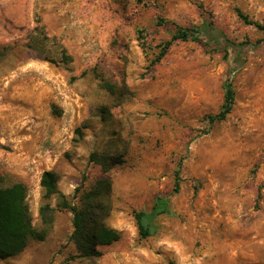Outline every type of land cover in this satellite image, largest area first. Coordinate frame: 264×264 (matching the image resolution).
<instances>
[{
    "label": "rangeland",
    "instance_id": "obj_1",
    "mask_svg": "<svg viewBox=\"0 0 264 264\" xmlns=\"http://www.w3.org/2000/svg\"><path fill=\"white\" fill-rule=\"evenodd\" d=\"M240 13L264 23V0H0V186L25 185L40 231L43 171L72 203L107 175L105 222L120 233L100 257H79L72 213L52 197L45 237L0 264H264V30ZM159 17H211L244 43L225 119L207 116L223 103L233 50L176 40L153 63L171 36ZM92 154L116 162L104 173ZM158 197L169 213L141 237L135 213Z\"/></svg>",
    "mask_w": 264,
    "mask_h": 264
},
{
    "label": "trees",
    "instance_id": "obj_2",
    "mask_svg": "<svg viewBox=\"0 0 264 264\" xmlns=\"http://www.w3.org/2000/svg\"><path fill=\"white\" fill-rule=\"evenodd\" d=\"M241 18L264 30V23L252 22L240 13ZM157 24L171 30L170 39L160 44V51L153 61L158 62L168 51L172 42L196 41L206 46L209 52H223L233 50L227 70V78L223 83L224 97L220 110L208 115L210 124L225 119L232 109L235 92L232 86V77L239 69L245 58L244 43H234L227 39L213 23V20L203 22L200 25L179 26L175 22L159 17ZM103 86L113 90L112 86L104 83ZM80 135V128L76 129ZM91 160L99 164L104 173H107L116 161L106 156L97 157L91 155ZM182 159L177 163L174 172V191L179 189L180 168ZM40 187L44 203L39 208L40 219L43 224L42 230L38 231L33 227L30 212L26 204V187L21 182L13 183L10 186H0V259L13 257L27 246L30 238L43 239L54 221L55 208L51 207L48 200L52 197L58 199V208L68 209L72 213L73 230L69 240L75 245L78 256L82 258H97L103 253L98 246L110 245L117 241L120 233L106 224V218L111 209L112 180L105 175L98 178L87 189L76 188V194L80 193L79 203L70 202L57 187L56 174L52 170H45L40 177ZM160 213H169L164 198H156L150 212L139 211L135 213L139 234L141 237L153 235L156 232L154 219ZM170 264H174L171 262Z\"/></svg>",
    "mask_w": 264,
    "mask_h": 264
}]
</instances>
